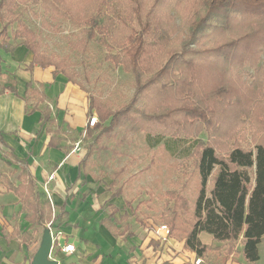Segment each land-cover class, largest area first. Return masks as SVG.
I'll return each instance as SVG.
<instances>
[{"label": "trees", "instance_id": "16d2710c", "mask_svg": "<svg viewBox=\"0 0 264 264\" xmlns=\"http://www.w3.org/2000/svg\"><path fill=\"white\" fill-rule=\"evenodd\" d=\"M31 8H40L52 23L69 22L82 30L83 36L70 43L72 51L85 54L96 43L106 49L114 69L134 79L131 100L118 109L89 95V116L97 115L99 122L86 129L91 138L82 161L86 176L96 148L120 129L157 143L165 140V150L171 143L189 142L197 196L192 202L185 188L168 192L162 224L198 259L219 250L202 243L200 235L206 233L226 246L222 264L238 243L244 260L257 263L264 241V0H0V49L14 53L24 46L33 55L32 66L54 67L55 76L86 90L73 63L45 53L41 36L23 19ZM26 98L37 106L45 101L31 85ZM42 120L55 124L49 110ZM249 138L252 146L246 145ZM61 144L57 134L50 140V147ZM19 178L20 185L10 190L22 204L24 221L34 233L35 227L55 221L59 229L69 218L66 206L54 218L51 203L44 202L26 168ZM121 197L119 191L112 196ZM108 209L102 224L116 238L132 236L129 215L118 216L115 205ZM32 235L14 232L24 242Z\"/></svg>", "mask_w": 264, "mask_h": 264}, {"label": "crops", "instance_id": "0c3cea01", "mask_svg": "<svg viewBox=\"0 0 264 264\" xmlns=\"http://www.w3.org/2000/svg\"><path fill=\"white\" fill-rule=\"evenodd\" d=\"M32 60V53L24 46L18 47L14 53L0 49V86L5 88L0 92V264H31L30 255L39 240L41 227H35L34 233L31 225L24 221L19 198L10 190L11 186L20 185L19 177L24 168L34 177L44 202L52 204L53 217L56 218L64 205L69 213L59 231L64 236V244L74 245L76 251L71 255L61 252L59 264L103 263L101 246L79 235L80 221H84L88 214L75 211L90 203L94 207L99 233L109 246L106 255L110 258L116 249L124 253L112 258L119 262L117 264H194L198 258L184 249V242L170 238L161 246L154 239L156 237L145 235L143 228L142 231L130 230L132 236L116 238L102 224L108 218V207H119L112 194L110 196L103 186L96 185L86 176L82 164L86 151L81 144L91 117L89 95L63 75L55 76L54 67L32 66ZM30 85L45 95V101L38 106L36 100L26 98ZM12 87L17 94L10 90ZM45 110L51 112L55 124L42 122ZM56 134L62 139L60 148L50 147V140ZM78 144L81 147L76 149ZM74 203L77 206L72 209ZM145 224L146 227L157 225L150 220ZM47 226L50 225L45 228ZM18 229L21 233L33 234L35 239L30 243V240L24 242L20 237H14ZM200 239L205 245L214 244L212 236L206 233L201 234ZM80 244L83 248L79 251ZM169 253L174 257L170 258ZM16 257L18 262H15ZM65 258L76 260L66 262ZM230 262L228 260L227 264Z\"/></svg>", "mask_w": 264, "mask_h": 264}, {"label": "rangeland", "instance_id": "374dc122", "mask_svg": "<svg viewBox=\"0 0 264 264\" xmlns=\"http://www.w3.org/2000/svg\"><path fill=\"white\" fill-rule=\"evenodd\" d=\"M23 19L28 27L41 36L43 50L47 55L58 59H66L73 63L79 76V82L86 88L88 95L100 96L104 101H109L115 109L126 105L131 100L134 93L133 76L124 73L121 69H114L105 59L106 49L92 43L85 54L72 51L70 43L79 40L83 36L82 30L73 27L69 22H50L40 8H31L30 12L23 14ZM45 22L50 26L47 27ZM176 25L178 35H180L182 28L179 18H177ZM247 74L253 75V71L247 69ZM246 79L250 82L248 76ZM116 134V138L109 141L105 140L101 147L96 148L95 153L86 165L87 176L94 180L96 185L103 186L110 196L111 194L112 196L115 193L117 194L118 191L122 194L121 198L114 199L121 211L118 216L125 213L129 215L127 220V225L130 227L129 231H142L143 228L145 235H153L156 237L154 239L163 246L170 240L171 236L168 241L163 243L160 240L161 236L157 235L155 230L152 229L146 233L145 222L148 220L154 221L157 224L155 228L165 225L162 224L161 218L166 210V202L169 199L168 192L170 191H180L185 188V194L192 202L195 200L199 184L195 174L194 160L191 157L192 148L190 143H171L168 149L165 150L162 147L165 140H160L157 143L155 138L147 139L143 135L130 133L124 129L116 131ZM84 137V142L81 145L87 153L91 138H89V135L86 136V132ZM202 138L206 139L204 136ZM246 145H253L251 138L248 139ZM212 185V182H210L209 190ZM76 206L74 203L72 209H75ZM93 208L90 203L89 205H82L79 210L75 211L88 214L84 221H80L79 235L101 246L104 252L102 264H110L113 261L114 264H117L119 262L112 258L118 254L124 255V253H122V250L116 249L115 255L110 258L106 255L109 246L105 238L99 233V225L95 222L96 215H94ZM107 210L109 211V209ZM57 224V221H55L53 226L39 229L38 243L33 248V254L30 255L31 264L42 245L47 229L51 228L50 230L54 232L52 234L57 240H60L58 243H61L62 248L64 247V236L57 229ZM166 226L169 228L168 225ZM124 227L123 224L119 231H123ZM33 239L35 238L33 237ZM33 239L31 240L33 241ZM213 246L218 247L220 251L211 252L203 260L205 263L222 264L226 246L216 243ZM82 248L83 244H80L78 250L80 251ZM235 249L236 253L229 259L231 260L230 264H250L242 256V245L240 243L235 245ZM61 252V248L56 246L51 255L52 259L59 262ZM259 253L260 260L255 264H264V241L260 245ZM17 257L15 262H18ZM171 257L173 258L174 255L170 254ZM75 258H77L76 255ZM75 258H65L64 261L72 262L76 260ZM62 261L60 260V262ZM19 262H21V259ZM124 263L127 264V262Z\"/></svg>", "mask_w": 264, "mask_h": 264}, {"label": "built area", "instance_id": "2783aa9c", "mask_svg": "<svg viewBox=\"0 0 264 264\" xmlns=\"http://www.w3.org/2000/svg\"><path fill=\"white\" fill-rule=\"evenodd\" d=\"M98 118L96 115H93L90 120H89V123H88V126L90 128H93L95 127L97 124H98ZM79 147H81L80 144H78L75 148L78 149ZM155 230L157 235H160L161 236V241L163 243H165L166 241H168V239L170 238V229L166 226V225H161V226H158L157 228H155V226L153 224H150L147 229H146V233L151 231V230ZM52 234V233H51ZM58 241L60 240H57L54 236V234H52V242H53V246H52V251H51V255H52V252H54L55 250V247L56 246H59V248H61L62 252L65 253V254H73L75 251H76V247L72 244H65L64 247L62 248V245L61 243H58ZM51 259H52V256H51ZM194 264H214V263H205L203 259H197L195 260Z\"/></svg>", "mask_w": 264, "mask_h": 264}, {"label": "water", "instance_id": "95a60500", "mask_svg": "<svg viewBox=\"0 0 264 264\" xmlns=\"http://www.w3.org/2000/svg\"><path fill=\"white\" fill-rule=\"evenodd\" d=\"M52 234L51 230L47 229L43 238L42 245L36 254L32 264H59L57 260L51 259L52 251Z\"/></svg>", "mask_w": 264, "mask_h": 264}]
</instances>
